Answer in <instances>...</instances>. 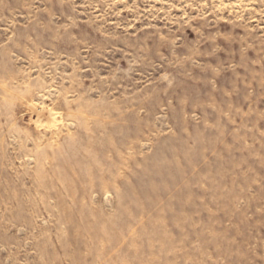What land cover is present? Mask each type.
I'll list each match as a JSON object with an SVG mask.
<instances>
[{
  "label": "rangeland",
  "instance_id": "obj_1",
  "mask_svg": "<svg viewBox=\"0 0 264 264\" xmlns=\"http://www.w3.org/2000/svg\"><path fill=\"white\" fill-rule=\"evenodd\" d=\"M0 264H264V0H0Z\"/></svg>",
  "mask_w": 264,
  "mask_h": 264
},
{
  "label": "bare ground",
  "instance_id": "obj_2",
  "mask_svg": "<svg viewBox=\"0 0 264 264\" xmlns=\"http://www.w3.org/2000/svg\"><path fill=\"white\" fill-rule=\"evenodd\" d=\"M44 110V109H43ZM49 111V110H48ZM47 112V111H46ZM50 112V111H49ZM50 115V114H49ZM51 116H54V114H51Z\"/></svg>",
  "mask_w": 264,
  "mask_h": 264
}]
</instances>
